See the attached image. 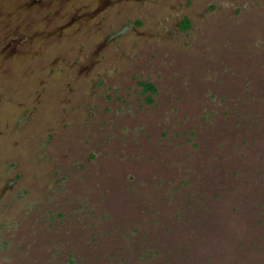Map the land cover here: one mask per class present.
<instances>
[{
  "label": "rangeland",
  "instance_id": "obj_1",
  "mask_svg": "<svg viewBox=\"0 0 264 264\" xmlns=\"http://www.w3.org/2000/svg\"><path fill=\"white\" fill-rule=\"evenodd\" d=\"M0 264H264V0H0Z\"/></svg>",
  "mask_w": 264,
  "mask_h": 264
},
{
  "label": "trees",
  "instance_id": "obj_2",
  "mask_svg": "<svg viewBox=\"0 0 264 264\" xmlns=\"http://www.w3.org/2000/svg\"><path fill=\"white\" fill-rule=\"evenodd\" d=\"M189 25H190V21L187 18L182 19L178 24V26L182 30L188 29ZM139 84L142 86L143 92L146 93L149 92L148 100H150L149 98L151 97V95L156 92V88L154 87V85L150 82H139Z\"/></svg>",
  "mask_w": 264,
  "mask_h": 264
}]
</instances>
